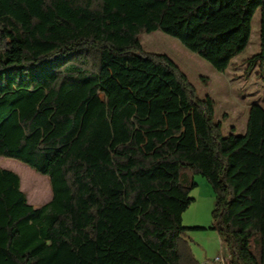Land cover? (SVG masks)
I'll list each match as a JSON object with an SVG mask.
<instances>
[{
	"label": "trees",
	"instance_id": "16d2710c",
	"mask_svg": "<svg viewBox=\"0 0 264 264\" xmlns=\"http://www.w3.org/2000/svg\"><path fill=\"white\" fill-rule=\"evenodd\" d=\"M257 11L263 72L264 0H0V157L53 194L34 206L0 166V264H199L184 235L201 229L224 264H264V106L224 135L214 97L140 40L161 30L226 72ZM183 169L213 188L209 228L183 223Z\"/></svg>",
	"mask_w": 264,
	"mask_h": 264
},
{
	"label": "rangeland",
	"instance_id": "374dc122",
	"mask_svg": "<svg viewBox=\"0 0 264 264\" xmlns=\"http://www.w3.org/2000/svg\"><path fill=\"white\" fill-rule=\"evenodd\" d=\"M140 40L147 51L171 57L187 74L199 95L210 94L214 97L216 120L222 122L224 135H229L233 126L235 133H243L246 129L249 107L254 103L264 106V71L259 72L258 66L248 71L247 63V59L260 50L259 11L253 17L252 32L247 47L233 59L226 72L216 70L206 59L190 51L178 39L161 30L143 33ZM185 117L193 121L196 119L193 111H189ZM0 166L16 172L20 176L21 188L34 206H41L52 198V188L48 176L38 173L35 169L14 158L0 157ZM186 172L194 177L197 187L191 192L195 202L189 207L190 211L183 215L184 225H190L188 224L190 221L188 214L197 208L202 212L201 221L209 228L213 222V210L216 205L213 188L201 175H193L188 169H183V173ZM37 192L39 198L35 195ZM206 230H209V233H205L207 236L216 234L212 233L216 231ZM189 232L190 230H187L185 234L191 235ZM218 247L224 255L226 245L219 243Z\"/></svg>",
	"mask_w": 264,
	"mask_h": 264
},
{
	"label": "crops",
	"instance_id": "0c3cea01",
	"mask_svg": "<svg viewBox=\"0 0 264 264\" xmlns=\"http://www.w3.org/2000/svg\"><path fill=\"white\" fill-rule=\"evenodd\" d=\"M189 209L187 211H190ZM187 211L185 212V215ZM201 214L202 212L200 210H197V208L192 210V212L188 214V216H190L188 217V219L190 220L188 221V224L190 225L186 226H201L208 228L206 225H204L203 221H201ZM189 233H191V235L185 234L184 238L187 241L193 255L198 260L199 264H224L222 262L215 261L217 256H219L220 254L223 255V253L219 249L220 247H218V244L220 243L221 245L222 243L217 232H212L216 234H211V236H207V234H205L209 233V230L206 229L190 230ZM227 256L228 254L226 251V253L223 255V258L225 259V257Z\"/></svg>",
	"mask_w": 264,
	"mask_h": 264
},
{
	"label": "built area",
	"instance_id": "2783aa9c",
	"mask_svg": "<svg viewBox=\"0 0 264 264\" xmlns=\"http://www.w3.org/2000/svg\"><path fill=\"white\" fill-rule=\"evenodd\" d=\"M215 261L224 263L226 260L223 258V255L220 254L216 257Z\"/></svg>",
	"mask_w": 264,
	"mask_h": 264
},
{
	"label": "bare ground",
	"instance_id": "6f19581e",
	"mask_svg": "<svg viewBox=\"0 0 264 264\" xmlns=\"http://www.w3.org/2000/svg\"><path fill=\"white\" fill-rule=\"evenodd\" d=\"M42 193H43V192H42ZM35 195H36V197L39 198V193H38V192H37ZM44 199H45V197H44ZM44 199H43V200H44Z\"/></svg>",
	"mask_w": 264,
	"mask_h": 264
}]
</instances>
